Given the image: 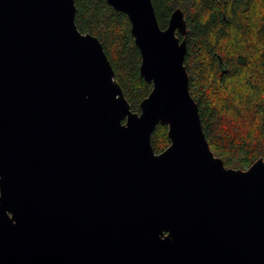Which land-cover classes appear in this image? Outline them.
I'll return each instance as SVG.
<instances>
[{
	"label": "water",
	"instance_id": "95a60500",
	"mask_svg": "<svg viewBox=\"0 0 264 264\" xmlns=\"http://www.w3.org/2000/svg\"><path fill=\"white\" fill-rule=\"evenodd\" d=\"M107 1L152 84L140 111L75 0H0V264H264V157L212 150L184 10L162 28L152 0Z\"/></svg>",
	"mask_w": 264,
	"mask_h": 264
},
{
	"label": "trees",
	"instance_id": "16d2710c",
	"mask_svg": "<svg viewBox=\"0 0 264 264\" xmlns=\"http://www.w3.org/2000/svg\"><path fill=\"white\" fill-rule=\"evenodd\" d=\"M166 28L174 9L186 15L185 65L203 130L227 167L246 169L264 157V0H152ZM75 21L102 42L131 108L152 84L140 75L141 52L129 17L107 0H75ZM182 38V36L178 33ZM156 153L170 144L168 127L152 134Z\"/></svg>",
	"mask_w": 264,
	"mask_h": 264
}]
</instances>
